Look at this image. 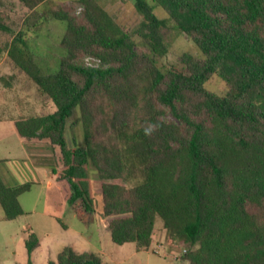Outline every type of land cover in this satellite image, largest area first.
I'll use <instances>...</instances> for the list:
<instances>
[{
	"label": "trees",
	"instance_id": "obj_1",
	"mask_svg": "<svg viewBox=\"0 0 264 264\" xmlns=\"http://www.w3.org/2000/svg\"><path fill=\"white\" fill-rule=\"evenodd\" d=\"M19 1L35 10L47 0ZM150 1L167 17L134 0L142 48L98 0L44 11L66 22L54 73L35 62L24 30L13 34L0 57L6 52L54 105L13 125L23 141L59 148L70 204L80 199L91 210L89 173L97 174L99 214L110 217L114 243L147 250L159 218L167 243L184 247L183 264H264V0ZM175 28L197 54L161 70L155 59L167 53ZM0 32L12 33L1 9ZM88 55L99 66H85ZM215 75L226 84L223 94L204 87ZM75 116L83 144L72 147L67 129ZM30 188L0 175L6 219L23 214L18 197ZM24 244L30 254L37 234L29 232ZM50 264L106 263L65 246Z\"/></svg>",
	"mask_w": 264,
	"mask_h": 264
},
{
	"label": "rangeland",
	"instance_id": "obj_2",
	"mask_svg": "<svg viewBox=\"0 0 264 264\" xmlns=\"http://www.w3.org/2000/svg\"><path fill=\"white\" fill-rule=\"evenodd\" d=\"M0 8L12 33L0 32V46L9 42L13 34L20 30L26 32L34 60L43 73H54L58 69L64 49L60 40L66 29V22L57 20L44 11L57 5H73V0H47L35 10L27 9L19 0H3ZM105 9L121 24L141 47L140 37L134 33L141 16L134 8V0H98ZM158 18H165V10L148 0ZM80 5L75 13L80 14ZM139 47V48H140ZM142 48V47H141ZM138 49V48H137ZM197 54L193 41L176 28L172 30V41L167 53L156 57V64L164 70L175 64L184 53ZM204 87L216 94H223L225 82L213 76ZM54 105L39 92L37 85L21 69L14 65L6 52L0 57V120H11L19 116L39 113H51ZM73 117V121H75ZM169 120H175L169 112ZM69 144H83L82 128L75 121L67 129ZM20 138L12 124L0 122V175L7 185L31 182V188L19 195L23 214L14 219H6L0 205V264H50L56 263L58 254L69 246L75 251H89L99 255L106 264H183L184 247L171 246L166 241V232L162 221L157 218L152 235V242L147 250L137 251L135 243H114L108 230L110 217H101L99 179L94 171L89 173L91 210L85 208L82 200L73 204L68 202L67 184L58 183L51 188L37 183V177L22 150ZM45 143L47 142H33ZM49 145V146H48ZM52 160H47L52 169L62 173V160L59 148L48 144ZM45 146H37L43 148ZM54 149V150H53ZM46 161V160H45ZM51 161V162H50ZM48 166H46V169ZM121 183L123 180L119 179ZM70 194V192H69ZM29 232L39 238V246L30 254L24 240ZM119 259L112 263L109 258Z\"/></svg>",
	"mask_w": 264,
	"mask_h": 264
},
{
	"label": "crops",
	"instance_id": "obj_3",
	"mask_svg": "<svg viewBox=\"0 0 264 264\" xmlns=\"http://www.w3.org/2000/svg\"><path fill=\"white\" fill-rule=\"evenodd\" d=\"M0 122H7V123L13 125V122L11 120H0ZM17 136L21 140L20 142H21L22 150L24 152V155L27 157L26 159H28L30 161V163L33 164V170H34L36 177H37V183L42 184V185L46 186L47 188H51L54 184L57 185L60 182V183L67 184V186L69 188L67 181L59 176V173L61 171H59L57 169H52L51 167H53V166H51L50 163L48 164V162H47V160H52V159H50L51 158L50 156H52L51 148L50 149L46 148V146L48 144H45V143L44 144L43 143L38 144V143H33V142H26V141H23V139H21V137L18 135V133H17ZM39 145L40 146L42 145L45 147L37 148V146H39ZM46 166H48L47 169H46ZM1 177L4 181L3 176H1ZM12 185H14V184H12ZM69 192H70V188L67 192V197H69V195H70ZM118 260L119 259L112 258V257L109 258V261H111L112 263H115Z\"/></svg>",
	"mask_w": 264,
	"mask_h": 264
},
{
	"label": "built area",
	"instance_id": "obj_4",
	"mask_svg": "<svg viewBox=\"0 0 264 264\" xmlns=\"http://www.w3.org/2000/svg\"><path fill=\"white\" fill-rule=\"evenodd\" d=\"M83 63L88 67H97L99 66L100 60L96 57L88 55L83 58Z\"/></svg>",
	"mask_w": 264,
	"mask_h": 264
}]
</instances>
